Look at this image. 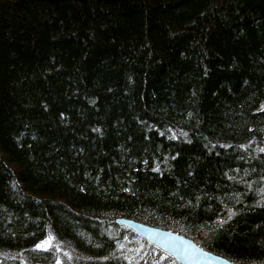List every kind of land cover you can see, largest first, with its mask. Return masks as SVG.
Wrapping results in <instances>:
<instances>
[{"label":"trees","instance_id":"1","mask_svg":"<svg viewBox=\"0 0 264 264\" xmlns=\"http://www.w3.org/2000/svg\"><path fill=\"white\" fill-rule=\"evenodd\" d=\"M263 143L264 0H0V264H264Z\"/></svg>","mask_w":264,"mask_h":264},{"label":"water","instance_id":"2","mask_svg":"<svg viewBox=\"0 0 264 264\" xmlns=\"http://www.w3.org/2000/svg\"><path fill=\"white\" fill-rule=\"evenodd\" d=\"M116 221L173 258L177 264H237L174 230L127 217L117 218Z\"/></svg>","mask_w":264,"mask_h":264},{"label":"rangeland","instance_id":"3","mask_svg":"<svg viewBox=\"0 0 264 264\" xmlns=\"http://www.w3.org/2000/svg\"><path fill=\"white\" fill-rule=\"evenodd\" d=\"M260 149L262 151H264V143L260 146ZM49 236L53 237V239L51 240L50 245L46 246V247H41V249L54 250L55 252H57L59 259L67 258V256H69L70 252L67 249L63 248L56 241V239L54 238V236L52 234L49 233L41 242L46 241L49 238ZM41 242L39 244H41ZM58 263H59V260H58Z\"/></svg>","mask_w":264,"mask_h":264},{"label":"snow or ice","instance_id":"4","mask_svg":"<svg viewBox=\"0 0 264 264\" xmlns=\"http://www.w3.org/2000/svg\"><path fill=\"white\" fill-rule=\"evenodd\" d=\"M52 239H53V237L49 236V238L46 241H43V242H41V244H38L37 248L49 246Z\"/></svg>","mask_w":264,"mask_h":264}]
</instances>
